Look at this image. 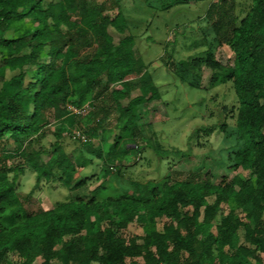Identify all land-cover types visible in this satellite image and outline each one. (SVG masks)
<instances>
[{
	"label": "trees",
	"instance_id": "trees-1",
	"mask_svg": "<svg viewBox=\"0 0 264 264\" xmlns=\"http://www.w3.org/2000/svg\"><path fill=\"white\" fill-rule=\"evenodd\" d=\"M192 1L141 0L134 19L123 0H0V142L14 143L0 148V264H264V0ZM199 1L209 4L208 25L186 45L200 50L176 58L174 38L164 40L165 56L147 60L140 43L154 38L138 33L147 14H182ZM222 45L233 52L231 63L217 57ZM163 65L194 88H203L207 67L205 89L228 85L237 97L211 113L220 116L214 123L194 129L185 150L163 142L157 125L167 114H150L152 102L167 106ZM74 127L84 136L74 137ZM217 130L236 140L226 149L233 176L125 177L131 152L181 159L191 154L190 141ZM50 131L55 140L36 148ZM67 135L76 150L66 149ZM95 159L100 171L82 174ZM26 167L35 186L59 182L73 191L100 182L88 197L31 211L33 191L18 187ZM132 223L142 232L128 234Z\"/></svg>",
	"mask_w": 264,
	"mask_h": 264
},
{
	"label": "rangeland",
	"instance_id": "rangeland-1",
	"mask_svg": "<svg viewBox=\"0 0 264 264\" xmlns=\"http://www.w3.org/2000/svg\"><path fill=\"white\" fill-rule=\"evenodd\" d=\"M141 0H123L125 8L131 12L134 19L142 16V11L136 7L137 2ZM194 1V0H193ZM192 1V2H193ZM208 3L199 1L198 3H192L186 12L185 18L179 19V16H184L181 12L169 11L166 13H161L153 17L151 13L147 14V18L140 22V27L138 29L139 34L146 35L147 33H152L153 40H147L143 38L141 40L140 46L145 58L149 61H156L165 56L163 45L164 40H174L177 38L176 43L177 54L176 58L187 57L200 49L187 48L186 42L190 39L197 37L202 34L204 29L208 25L205 13L208 8ZM112 14L116 10L112 9L110 11ZM172 18V23L166 25V20ZM132 19V20H134ZM134 24L138 23L133 21ZM181 24L175 26L176 23ZM151 23V24H149ZM151 25L149 31L148 27ZM217 57L224 63H231L234 57L233 52L227 45H222L218 47L216 52ZM145 59V60H146ZM172 68V66H171ZM172 70V69H171ZM171 71L167 69L164 65L161 69V77L159 82H161L160 89L163 96L166 99L167 106L164 107L162 101H155L150 103V114L155 117L161 116L162 114H167L168 120L160 125H157L159 130H164L163 142L167 145H174L183 150L188 148L189 136L194 131L195 128L202 125H210L219 119L220 116H211L212 112H217V108L222 101L224 103H231L236 100V95L231 88L227 85L215 88L213 90L205 89L209 85V78L211 75V70L207 67H203L202 70V87L194 88L190 87L185 83H181L178 79H175ZM216 95V98L213 96ZM231 126L233 121L229 120ZM55 126L53 123L52 127ZM106 126L111 127L112 125L106 122ZM113 134L111 135L112 139ZM161 139V140H162ZM55 140V135L50 131L42 142L35 144L36 148L40 147V144H44L49 147L51 142ZM0 142V148L5 146L7 149H11L14 145L12 141L7 144ZM98 140H94V144L98 145ZM236 143L234 137L225 138L223 132L215 131L210 136L201 135V138L197 140L190 141L191 144V154L187 157L178 159L176 157H168L161 161L151 149H146L142 153L133 151L130 153V159L125 161L124 174L125 177H133L139 180L148 179H160L168 171L172 172L174 178L186 177L190 172L201 170L202 172H210L217 179L221 178L222 174H228L229 177L233 176L236 172H227V152L226 149L233 146ZM66 149L68 151H73L78 148V143H75L66 137L64 142ZM43 159H48V154H43ZM10 162L17 164L21 162V158L11 160ZM102 164L99 159H95V162L88 165L82 170V174L92 175L100 171ZM243 175H247L248 172L238 170ZM100 181L94 179L90 184L84 186L81 189L69 191L63 187L59 182L47 183L43 182L38 186L36 184V175L28 167L25 168L23 173L18 175V187L21 194H27L33 191L30 200L27 203L28 209L31 211L37 210L41 207H53L57 202L66 200L70 195L73 197H88L90 196V191L99 184ZM224 211H228L226 205H224ZM164 219L160 221V226H162ZM142 227L137 223H132L127 229V233H141ZM16 259V256H12ZM53 264H61L58 261H54Z\"/></svg>",
	"mask_w": 264,
	"mask_h": 264
},
{
	"label": "built area",
	"instance_id": "built-area-1",
	"mask_svg": "<svg viewBox=\"0 0 264 264\" xmlns=\"http://www.w3.org/2000/svg\"><path fill=\"white\" fill-rule=\"evenodd\" d=\"M70 108H71L72 113H74V114H78V115L83 114L84 115V113H85V108H78L75 106H71ZM72 135L74 137L84 136L82 134V131L78 127H74L72 129Z\"/></svg>",
	"mask_w": 264,
	"mask_h": 264
}]
</instances>
